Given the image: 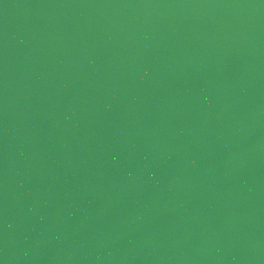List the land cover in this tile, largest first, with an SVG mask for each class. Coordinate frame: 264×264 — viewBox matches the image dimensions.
Returning a JSON list of instances; mask_svg holds the SVG:
<instances>
[{
    "label": "water",
    "instance_id": "water-1",
    "mask_svg": "<svg viewBox=\"0 0 264 264\" xmlns=\"http://www.w3.org/2000/svg\"><path fill=\"white\" fill-rule=\"evenodd\" d=\"M0 264H264V0H0Z\"/></svg>",
    "mask_w": 264,
    "mask_h": 264
}]
</instances>
